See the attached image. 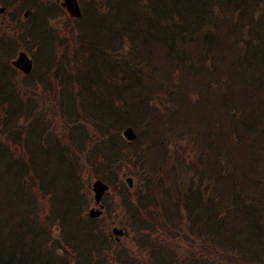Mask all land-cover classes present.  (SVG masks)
Returning a JSON list of instances; mask_svg holds the SVG:
<instances>
[{
  "label": "trees",
  "instance_id": "obj_1",
  "mask_svg": "<svg viewBox=\"0 0 264 264\" xmlns=\"http://www.w3.org/2000/svg\"><path fill=\"white\" fill-rule=\"evenodd\" d=\"M0 3L19 12L0 36V264L264 260V0H80L85 54L56 46L57 0ZM8 41L36 59L38 81L11 64ZM178 140L196 167L177 155L184 176L168 158ZM151 150L159 182L147 176ZM95 181L119 185L130 242L86 215Z\"/></svg>",
  "mask_w": 264,
  "mask_h": 264
},
{
  "label": "rangeland",
  "instance_id": "obj_2",
  "mask_svg": "<svg viewBox=\"0 0 264 264\" xmlns=\"http://www.w3.org/2000/svg\"><path fill=\"white\" fill-rule=\"evenodd\" d=\"M1 1H4V0H1ZM6 1H8V0H6ZM1 7H5V6L2 3H0V8ZM25 9H27V8L24 7L21 11V14H20L21 19H24L23 13L26 11ZM14 12H15V10H14ZM14 12L3 13L0 15V36L3 38H8V36H9L7 33L6 27H3V25H5L7 23V21H9L10 14H12ZM33 12L34 13L36 12L35 9L33 10ZM15 13H19V12H15ZM37 17H38V15L36 16V19H37ZM51 19H52L51 25H52V27H54L53 32H54V35L56 37V46L59 48V50L60 51L63 50L65 53H69V54H71V53L79 54L81 52L82 48L74 42V38L76 36L81 37L80 28L83 26L81 21H73L71 18H69V16L65 13L64 10H63V14L58 13L57 16H52ZM4 21L6 22L5 24H4ZM37 31H38V29L35 27L34 32H37ZM8 42H10V41H8ZM10 43H12L15 47L14 59H15L16 55L18 54V52L23 51V52H26L27 55L32 59L33 64L35 63L36 59L31 56L30 52L25 47L16 45V43H14V42H10ZM47 47H48L47 43L43 42V46L41 48L46 49ZM119 65H120V63H117L116 66H119ZM80 66H84V64L81 63ZM19 73H21V72H19ZM40 76H41V73L38 69V71L36 73H34L30 76L31 77L30 82L35 83V80L38 81ZM113 76L116 78L118 85L121 86L120 82H122V81L120 79V82H119L118 75L117 76L113 75ZM127 83H128V85L130 84L129 80H127ZM140 89L141 88L138 87V92L140 91ZM32 94L36 95L37 92L32 91ZM133 96L135 97V96H137V94L133 95ZM40 100L41 99H38L39 103H41L43 105L44 103H42V101L40 102ZM140 108H143V107L140 105ZM47 110H48V108H47ZM178 117H180V116H178ZM163 125H165V124H163ZM82 128H84V127L82 126ZM169 142H172V141L169 140ZM92 146H93L92 144H89L88 149L90 150ZM87 152H89V151H87ZM181 153H188V154L193 155L192 150H190V148L183 146V142L178 140L177 142H175V146L171 144V148L168 151V156L173 157L172 164H170V167L173 166V170L177 172V176L179 175V173L184 176V173L186 172L185 168H182L180 170L181 166L176 165V156L177 155H178V157L181 158V160H184L185 164H187V165L190 164L191 170H194L196 168L195 164H191L192 160H189V158H191V157H187L186 159H184L185 156H181ZM151 155H152V157H151V161L149 163V168L151 169V174H147V176H150L151 178H153L154 180L159 182L160 176H162V172L160 171L162 159L157 153H155L152 150H151ZM153 161H156L157 164L156 165L153 164L152 163ZM140 165H141L140 163L137 164V168L139 169V171H140ZM84 168H85V165H84ZM130 170L131 169H125L122 172L121 176H122L123 182L125 183V179L129 177L132 179V184H133L132 188H134L136 186L139 187L141 185L143 186L142 181L138 182V180L136 178H133ZM86 174H88V173H86ZM79 177L80 178L86 177L85 170L79 174ZM161 180H164V179H161ZM115 185L116 186L113 185V188L109 187L108 193L105 195L104 199L101 202L103 205V213H102V216L98 219V221L101 222V221L105 220L106 223H109L110 224V228H109L110 231L114 227H117L118 229L122 230L124 232L123 237L126 236L127 237V238H125L126 241H129V237H132L133 232H129V230L127 231V228H124L123 225L121 224L122 222L124 223V221L128 222V220H127L128 214L124 209L121 194L118 190L119 185L118 184H115ZM142 191L145 192V190H142ZM131 192H134V191H131ZM90 194H91V204H90L89 208L86 210L87 213L89 212L91 207H94L93 194L91 192V188H90ZM152 198L153 199L150 200L149 206L152 207L151 213L154 214V212H155L154 209L160 205V201L158 199L159 198L158 195L154 194V196ZM122 213H124V216H125L124 219L122 218ZM56 230L59 231L58 228H56ZM179 237H180V239H178V245H179L181 251H184V248L187 245L185 238H184V235L180 234ZM261 240L264 242V236L261 238ZM253 241L256 244H258V239H254ZM260 252H262V250ZM228 256H229L228 260L226 258H221L219 262H216V264H226V263L227 264H241V262L238 260V257L236 256V254L234 252H231V254H229ZM246 261L248 264H252V263L264 264L263 259L255 258L254 255H252V258H246Z\"/></svg>",
  "mask_w": 264,
  "mask_h": 264
},
{
  "label": "water",
  "instance_id": "obj_3",
  "mask_svg": "<svg viewBox=\"0 0 264 264\" xmlns=\"http://www.w3.org/2000/svg\"><path fill=\"white\" fill-rule=\"evenodd\" d=\"M64 2L62 3V6L66 8V10L68 11L69 15L74 17V18H80L81 17V12H80V8L78 6L77 0H63ZM3 9H1L0 11H2ZM28 16V12H25L24 17ZM13 65L20 69L24 74H28L30 73L31 69H32V62L31 60L27 57V55L25 53H19L17 59L13 62ZM123 135L124 137L129 140L132 141L133 139H135V134L133 132V130L131 128H126L123 131ZM106 186L104 184H102L101 182H97L94 185V191L96 193V200L99 201V199L101 198L104 190H106ZM90 216L92 218L94 217H98L99 216V212H94L91 213ZM115 233L120 234V232L114 230Z\"/></svg>",
  "mask_w": 264,
  "mask_h": 264
}]
</instances>
